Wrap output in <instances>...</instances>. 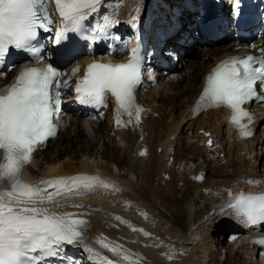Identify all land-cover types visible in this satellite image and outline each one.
<instances>
[{
    "label": "bare ground",
    "instance_id": "obj_1",
    "mask_svg": "<svg viewBox=\"0 0 264 264\" xmlns=\"http://www.w3.org/2000/svg\"><path fill=\"white\" fill-rule=\"evenodd\" d=\"M142 1L147 8L141 12L163 20H170L172 7L180 5L177 0H140V3ZM132 2L126 0L122 6L118 5L119 19L131 11ZM178 11L182 12L180 9ZM134 15L135 11L126 22L128 28L132 27ZM189 16L190 13L181 17L190 23ZM92 21L91 16L86 20L90 24ZM82 42L80 40L73 46L79 48ZM167 43L178 51L179 61L184 60V65L169 73L178 72L181 75L183 68L185 76L175 79L167 74L166 78L160 82L157 80L153 85H138L134 92L135 103L142 111L137 122L130 125L120 112L123 125L113 127V119L118 113L117 105L110 102L109 110L105 111V124L101 120L87 121L91 126L92 139L84 141L86 121L82 114L66 105L67 110L59 120L62 125L67 123V126H62L57 134V142L63 138L66 145L60 151L56 145L49 151H45L48 144L38 146L32 153L33 160L20 171V175L25 177L28 184L41 177L48 179L49 175H85L88 171L119 182L121 186L99 178L109 187H97L69 198H57V201H69L81 212L85 207L81 201L86 200L88 208L92 210L90 220L93 226L89 234H98L101 230L112 234L121 247L137 249L139 253L133 258L137 264H260L262 260L255 256L256 247L237 239L224 242L232 253L225 252L224 261H217V256L221 254L218 249L220 236L224 234L226 237L225 232L231 222L216 215L220 207L215 201L226 191L242 187L243 178L247 176L254 175L264 180V103L252 105L255 131L253 136L246 139H237L227 123L228 112L222 107L203 110L193 116L190 106L205 71L216 58L231 51L233 40L204 44L199 49L178 43V36L167 39ZM70 47L72 45L68 44L62 54L70 57ZM181 50L186 53L181 55ZM165 51L161 50L163 53ZM113 55L123 59V54L117 50ZM205 55H208V59H204ZM13 74L12 69L4 78L8 80ZM160 75L164 77L165 74L160 72ZM185 85L189 87L185 89ZM168 90L175 93L168 95ZM108 95L111 101L115 100L110 93ZM131 120H137L135 115ZM104 125V143L108 145L111 140L114 147L121 149L122 157L118 156L116 160L113 154L105 157L107 152H100V149L96 154L91 152L95 142L102 137ZM62 134L65 137H61ZM117 136L119 139H116ZM72 140L76 141L75 145L71 143ZM85 143L90 144L87 146ZM77 148L83 151V156L78 160L74 156ZM142 150L144 155L139 153ZM135 151L133 160L131 154ZM62 156L64 158L61 159ZM128 164L131 167L124 168ZM200 175L204 177L199 179ZM137 176L143 183L138 181ZM179 181L182 186H178ZM206 189L213 195L207 194ZM199 198L206 200L199 201ZM198 201L199 210L196 209ZM44 207L60 212L62 204L49 203ZM203 231H206L205 236H201ZM108 255L111 259H120L112 253ZM53 259L49 257L45 261L51 263Z\"/></svg>",
    "mask_w": 264,
    "mask_h": 264
},
{
    "label": "snow or ice",
    "instance_id": "obj_2",
    "mask_svg": "<svg viewBox=\"0 0 264 264\" xmlns=\"http://www.w3.org/2000/svg\"><path fill=\"white\" fill-rule=\"evenodd\" d=\"M46 2L0 0V64L10 49L24 50L35 59H43L41 49L33 42L39 30H51ZM53 2L61 17L55 44H60L68 32H82L84 22L102 6V0ZM139 11L136 7L135 12ZM137 20L138 15H134L132 21ZM105 21L93 34V40L111 26L110 18L105 17ZM256 59L248 56L222 61L206 78L200 97V102L208 106H227L233 113L231 122L241 129L244 128L241 121L251 119L242 105L255 95L256 81L264 79V50L260 66H254ZM141 67L138 42L130 49L126 63H91L76 84L77 99L82 104L100 106L110 93L115 98L117 113L122 111L130 119L135 115L138 121L142 109L135 103L134 92L142 82ZM76 71L79 69H74L73 74ZM3 75L0 72V77ZM60 75L51 65L45 69L25 68L6 94H0V264H40L57 256L65 244L80 242L86 222L73 218V213H61L44 205L56 203L57 198L109 187L99 178L86 175L52 178L39 184H27L20 179V171L33 160L32 153L56 134L53 117L59 113L60 90L69 83L61 82ZM116 123H121L118 117ZM241 135L251 133L242 130ZM230 207L249 227L264 224V195L241 194ZM97 242L113 255L129 261L121 246L107 242L106 238ZM259 243L264 244V240Z\"/></svg>",
    "mask_w": 264,
    "mask_h": 264
},
{
    "label": "rangeland",
    "instance_id": "obj_3",
    "mask_svg": "<svg viewBox=\"0 0 264 264\" xmlns=\"http://www.w3.org/2000/svg\"><path fill=\"white\" fill-rule=\"evenodd\" d=\"M116 18H118V17H116ZM204 59H208V55H205V57H204ZM184 65V64H183ZM182 70V75L183 76H185V70L182 68L181 69ZM167 76H162V77H160L159 79H158V81L160 82L163 78H166ZM189 86H186L185 85V89L186 88H188ZM168 95H172V94H174L175 92H172V91H167L166 92ZM166 94V95H167ZM154 115H157V113H155ZM101 121H102V124H105L106 123V117H103V118H101L100 119ZM75 121L76 122H78V120L77 119H75ZM85 127L87 128L86 130H85V132H86V134H85V138H84V141H89V140H91L92 139V132H91V126L89 125V123L88 122H85ZM67 126V125H66ZM103 127V129H104V127H105V125L104 126H102ZM61 131V130H60ZM105 129H104V132H103V130L101 131V136L102 137H100L98 140H97V142H95V147H94V150H92L91 152H94L95 154L97 153L96 151H99V149H100V152H102V151H106L107 152V155L105 156V157H110V155L111 154H113L114 155V157H115V160L117 159V158H119L118 156H120V157H122L121 155H122V152H121V149H119V147H114V145L112 144V142H111V140H110V143L108 144V145H106L105 143H104V137H105ZM112 135H114V132L113 131H111L110 132ZM90 134V135H89ZM110 134V135H111ZM72 134H70V136H71ZM89 135V136H88ZM111 135V136H112ZM87 136V137H86ZM61 137H65V134H62V136ZM71 137H74V135L73 136H71ZM119 136H117L116 137V139H119L118 138ZM88 138V139H87ZM58 135L56 136V137H54V138H52L49 142H48V145H47V147H46V150L45 151H49V150H51L52 149V147H55V145L57 146V148H58V150L60 151L65 145H66V143H65V140L62 138V141H60L59 143L57 142L58 141ZM64 140V141H63ZM105 141H108V139L107 138H105ZM61 143V144H60ZM64 143V144H63ZM72 144H76V141L75 140H72V142H71ZM87 146H88V144H90V143H85ZM54 145V146H53ZM72 149V148H71ZM101 149H103V150H101ZM105 149V150H104ZM58 151V152H59ZM76 152H74V154H76V155H74L76 158H77V160L80 158V157H82L83 156V151H81V149L80 148H77L76 150H75ZM57 152V153H58ZM138 152V151H137ZM141 152H143V150L142 151H139V153L141 154ZM57 153H54L53 155H57ZM134 153H136V151L135 152H132V154H131V158L133 159L134 158ZM113 157V158H114ZM62 158H64V156H62L61 157V159ZM131 159V160H132ZM133 160H135V158L133 159ZM132 160V162H131V164L132 165H134L135 164V162ZM201 160V159H200ZM199 160V161H200ZM137 162V161H136ZM202 163V162H201ZM119 166H121V165H119ZM131 167V165H125L124 166V168H130ZM133 167V166H132ZM260 169H262V166L260 165ZM230 171V170H229ZM137 178L139 179L138 181L140 182V183H143V181L141 180V178L139 177V176H137ZM199 179H201V177H199ZM178 186H182V182L181 181H179L178 182ZM128 188V187H127ZM200 200L199 201H201V200H203V199H201V198H199ZM206 199H204L203 201H205ZM199 201L197 202V205H196V209L197 210H199L201 207H199L198 206V204H199ZM211 201V200H210ZM207 204H211V203H209V202H207ZM185 219V220H184ZM183 220L184 221H186V218H183ZM183 220H181L182 222H184ZM205 234H206V231H203V233H202V235L201 236H205ZM226 240H227V238L225 237V236H223V235H221L220 236V243H219V245H218V249L220 250V252H221V254L219 255V256H217V261H218V259L221 261V263L224 261V257L223 256H225V252H228V253H232V249H229V250H227V244H225L226 243ZM225 242V243H224ZM227 250V251H226ZM212 263V262H211Z\"/></svg>",
    "mask_w": 264,
    "mask_h": 264
}]
</instances>
